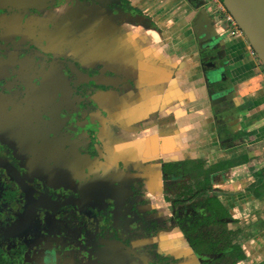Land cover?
Wrapping results in <instances>:
<instances>
[{
	"label": "flooded vegetation",
	"instance_id": "af4514ba",
	"mask_svg": "<svg viewBox=\"0 0 264 264\" xmlns=\"http://www.w3.org/2000/svg\"><path fill=\"white\" fill-rule=\"evenodd\" d=\"M146 27L129 0H0V264L246 262L264 210L242 220L212 186L226 169L176 159L195 116L179 126L147 85L132 51ZM198 54L201 107L237 148L245 132L219 122L238 112L229 69L215 46Z\"/></svg>",
	"mask_w": 264,
	"mask_h": 264
},
{
	"label": "crops",
	"instance_id": "0c3cea01",
	"mask_svg": "<svg viewBox=\"0 0 264 264\" xmlns=\"http://www.w3.org/2000/svg\"><path fill=\"white\" fill-rule=\"evenodd\" d=\"M131 2L133 5L138 3L162 35L151 38L152 31L144 32L142 41H133L135 47L132 51L147 62V85L160 84L163 99L170 100L167 111L176 113L179 126L187 129L195 116L196 125L187 132V137L189 133L193 137L192 143L185 147L179 141L176 159L188 154L190 158L207 159L215 171L226 169L217 175L213 188L232 193L231 197L221 198L238 212L242 220H254L256 215L261 217L264 210V70L257 57L244 36H231L229 26L222 19L214 18L200 1L196 2V6L187 0ZM208 39L213 41L212 46L216 50L219 49L233 82L231 98L238 112L226 115L219 122L245 132L237 148H227L232 144L229 142L223 149L219 147L211 120L213 117L198 101L203 82L198 84L197 81L202 78V70L196 47ZM157 61L162 66H156ZM170 61L175 64L189 63L191 69L186 83L181 81L180 72L173 71L174 64L170 65ZM187 110L191 111L190 116L186 114ZM207 123L209 125L205 126ZM240 169L245 174L240 175ZM243 247L247 256L244 264H264V228L256 229Z\"/></svg>",
	"mask_w": 264,
	"mask_h": 264
},
{
	"label": "water",
	"instance_id": "95a60500",
	"mask_svg": "<svg viewBox=\"0 0 264 264\" xmlns=\"http://www.w3.org/2000/svg\"><path fill=\"white\" fill-rule=\"evenodd\" d=\"M6 1H40V0H6ZM101 3L107 4H118L119 0H99ZM132 1V0H129ZM224 5L225 9L228 13L233 17L237 26L242 31L244 38L246 39L249 47L252 49L253 53L257 57L260 65L264 70V0H220ZM134 6H139L138 3H134ZM147 30L152 31L151 36H162L160 30H153L150 27H146ZM148 31V32H149ZM205 42V41H204ZM197 44L196 49H205L211 48L212 40L208 39L205 43ZM214 47V46H213ZM198 54V50H197ZM199 56V55H198ZM180 73H181V81L186 83L188 80V72H190L189 63H185L184 65H180ZM200 67V64H199ZM203 76V75H202ZM200 80V81H199ZM197 80L198 84L202 83V78ZM214 79L210 78V83H215ZM197 83V82H196ZM202 90L200 95L198 96V101H206V92L205 87L202 83ZM200 88V89H201ZM211 102L213 103V96H209ZM191 113L190 110H187ZM186 111V114H187Z\"/></svg>",
	"mask_w": 264,
	"mask_h": 264
},
{
	"label": "built area",
	"instance_id": "2783aa9c",
	"mask_svg": "<svg viewBox=\"0 0 264 264\" xmlns=\"http://www.w3.org/2000/svg\"><path fill=\"white\" fill-rule=\"evenodd\" d=\"M212 4L216 5V9L218 12L222 14V20L224 23H226L229 26V34L235 38H242L243 33L237 26L235 20L233 17L228 13V11L225 9L224 5L221 3L220 0H210Z\"/></svg>",
	"mask_w": 264,
	"mask_h": 264
},
{
	"label": "rangeland",
	"instance_id": "374dc122",
	"mask_svg": "<svg viewBox=\"0 0 264 264\" xmlns=\"http://www.w3.org/2000/svg\"><path fill=\"white\" fill-rule=\"evenodd\" d=\"M201 2L204 3V4L207 6L208 11H211L212 16H213L214 18L222 19V14H221L220 12L217 11V9H216V5H215V4H212V3L210 2V0H202ZM238 173H239L240 175H242L243 173L245 174V171H244L243 169H240V170L238 171ZM260 223H261L260 226L257 225V226H259V227H257V229H259V230H260L262 227H264V221H262V222H260Z\"/></svg>",
	"mask_w": 264,
	"mask_h": 264
},
{
	"label": "trees",
	"instance_id": "16d2710c",
	"mask_svg": "<svg viewBox=\"0 0 264 264\" xmlns=\"http://www.w3.org/2000/svg\"><path fill=\"white\" fill-rule=\"evenodd\" d=\"M228 243H230L229 241H228ZM231 246V245H230ZM233 248L235 247L234 245L232 246ZM236 251H237V249H236Z\"/></svg>",
	"mask_w": 264,
	"mask_h": 264
}]
</instances>
